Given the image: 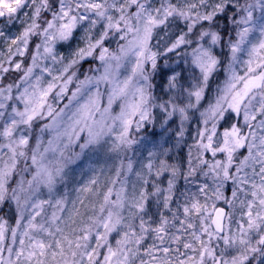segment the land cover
<instances>
[{"label":"snow or ice","instance_id":"snow-or-ice-1","mask_svg":"<svg viewBox=\"0 0 264 264\" xmlns=\"http://www.w3.org/2000/svg\"><path fill=\"white\" fill-rule=\"evenodd\" d=\"M5 206L0 264H264V0H0Z\"/></svg>","mask_w":264,"mask_h":264},{"label":"rangeland","instance_id":"rangeland-1","mask_svg":"<svg viewBox=\"0 0 264 264\" xmlns=\"http://www.w3.org/2000/svg\"><path fill=\"white\" fill-rule=\"evenodd\" d=\"M61 51H66V49H61ZM74 86H75L74 84L70 86V91L72 89H74ZM50 100H51V97H50ZM63 103H67V98H65V100L62 103L58 104L57 106L58 107H62L63 106ZM129 155H132V153H129ZM101 163H105V161L102 160ZM115 164H116V160L115 159H109V160H107V166L109 168H114Z\"/></svg>","mask_w":264,"mask_h":264},{"label":"trees","instance_id":"trees-1","mask_svg":"<svg viewBox=\"0 0 264 264\" xmlns=\"http://www.w3.org/2000/svg\"><path fill=\"white\" fill-rule=\"evenodd\" d=\"M0 215H3L5 218H8L10 222H12L13 217V211L11 208H8L5 206L4 209L0 210Z\"/></svg>","mask_w":264,"mask_h":264}]
</instances>
